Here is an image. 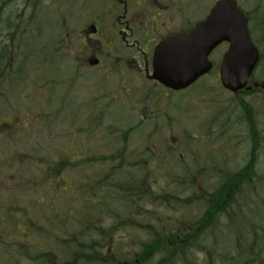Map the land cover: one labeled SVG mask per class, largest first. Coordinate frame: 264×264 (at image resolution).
<instances>
[{
	"label": "rangeland",
	"instance_id": "obj_1",
	"mask_svg": "<svg viewBox=\"0 0 264 264\" xmlns=\"http://www.w3.org/2000/svg\"><path fill=\"white\" fill-rule=\"evenodd\" d=\"M35 1L38 6L36 11L31 6L21 11L23 16L29 12L35 14L30 25H26L31 41L28 38L23 40L19 51L15 48V54L10 56L11 64L20 71L12 74L18 83L1 85L0 220L3 225L0 223V234L10 232L15 224L13 229L14 233L18 231L19 241H22L20 238L31 237L28 243L32 247H28V251L38 256L47 253L50 261L53 257L48 250L53 252L54 248L51 243L60 241L58 245L62 247L65 238L84 232L96 213L98 221L95 231L105 232L112 225L114 230L122 228L118 231L121 234L116 232L108 240L115 242L123 236L134 237L139 232L148 235V229L138 231L139 227L132 229L131 225L116 224L120 215L137 219L131 204L127 206L119 199L108 198L97 203V212L87 215L88 219L81 217L80 220L82 211L76 208L77 200L71 191L78 186L77 193H86L97 187L96 182H102L101 179L107 174L104 168L115 166L119 161L114 159L124 151L134 153V156L126 155L124 161L127 167L140 162L142 176L149 183L154 179L158 183L153 189L156 197L152 196L150 203L144 202L145 210L149 213L146 218L149 227L146 228L152 227L157 234L160 227L163 232L157 235L163 236L164 228L169 231L177 222L192 221L200 216L205 206L198 203L197 197L218 189L223 182L221 175L239 169L246 162L251 147L246 125L240 122L237 98L219 85V65L226 44L210 54L212 70L190 89L179 94L169 93L124 71L128 65H124L122 70L116 68L118 73L121 72L120 82L105 68V72L100 73L101 82L103 80L105 84L96 89L92 83L93 79L98 80L94 75L97 73L93 71L96 69L89 70L82 66L85 52L80 44L81 39L65 35L67 30L72 29L65 27L66 30H62L59 16L63 13L67 15L70 27L74 28L75 22L88 20L99 2ZM216 1L175 0L174 9L170 14H163L161 22L166 18L171 29L176 31L180 27H188V23L193 26L207 16ZM236 1L241 9L251 14L248 30L264 56V0ZM20 4L18 0L6 7L14 12L17 8H23ZM77 27H81V23ZM147 36L152 37L150 34ZM110 55L119 56L117 53ZM127 58L130 60L131 55ZM144 83L145 89L140 86ZM126 89L133 93L132 96L123 94ZM243 97L246 95L243 94ZM254 97L260 98L259 95ZM109 100L116 102L110 108L107 107ZM135 101L137 105L133 104ZM95 103L99 107L93 108ZM102 104L105 106L98 111ZM124 104H128V110L124 109ZM143 117H148V120L145 121ZM262 120L258 122L260 127H264ZM100 130L107 133V145L111 147L108 154L101 151L99 140L91 139ZM207 141L210 143L206 144ZM230 141L232 145H229ZM91 142L95 144L86 149ZM84 147L86 151L82 154ZM74 148L76 151L80 148L77 152L82 159L104 156L109 161H93L79 171L70 167L62 172L59 180L50 176L49 169L58 160L66 157L71 160ZM109 154L115 155L109 157ZM184 166L188 169L180 170ZM110 173L115 174L112 169ZM129 177L127 175L125 178ZM121 178L116 176L111 180ZM107 211L113 219L110 216L107 219ZM83 215L86 216V212ZM5 216H10L14 224L4 222ZM31 222L32 232L37 235L26 232ZM133 224L139 225L140 221ZM67 228L72 232L69 235ZM41 238L43 246L39 244ZM4 240H8L7 236H4ZM103 241L106 243V240ZM11 246L7 245L4 249L12 252ZM35 247L39 250H35ZM28 262L25 260L22 263ZM40 262L49 264L46 260Z\"/></svg>",
	"mask_w": 264,
	"mask_h": 264
},
{
	"label": "trees",
	"instance_id": "obj_2",
	"mask_svg": "<svg viewBox=\"0 0 264 264\" xmlns=\"http://www.w3.org/2000/svg\"><path fill=\"white\" fill-rule=\"evenodd\" d=\"M32 1L35 0H21L22 9L17 8L11 15H4L6 9L3 10L2 6H5L6 2L0 0L2 29H7L8 18L17 20L18 27L13 41H19L27 32L24 30L27 21L25 22L21 11ZM34 4L35 2H33L35 8ZM10 48H12L11 45L0 51V61L3 62V66L7 65L5 63L13 55ZM12 76L10 73L0 74V96H2L1 85L3 83L12 85L17 81ZM253 78L257 83L264 82L263 55L260 56L258 69ZM257 92H248L245 94L246 97H243L244 93L234 96L237 98L235 100L237 101L236 107L240 112V122L245 123L250 137L251 147L247 154V160L236 171L220 174L223 182L218 189L209 191L203 197L201 195L197 197L198 203L205 206L200 216L192 221L177 222L173 226L174 228L169 231L164 228L163 236L157 235L163 232L160 227L155 234L152 227L146 228V226L149 227L148 224L131 223L132 229H137L136 227H139L138 231L142 229L147 231L148 229L149 234L137 233L136 236L130 238L123 236L122 239L115 242L108 240L112 238L111 231H114L115 235L122 228L106 229L105 232L97 228L99 231H95L96 226L92 227L89 224L88 228L80 235L73 234L69 238H65L62 247L58 245L60 241L52 242L53 252L51 249L48 250L53 257L51 261L47 253L38 256L28 251V247H32L28 243L31 238H20L22 241H19V234L15 236L12 230L9 233H4L5 235L0 234V246H2L0 264H23L22 262L25 260L30 261L28 264H46V262L41 263L40 260L49 261V264H121L122 262L126 264H264V127H260L258 123L262 118L264 119V95H260V98L254 97L257 96ZM232 110L236 109L232 107ZM0 130H3L1 126ZM122 139L125 143V137ZM124 152L126 153V151ZM71 166L68 157L61 158L53 168L49 169L50 176L59 178L62 172ZM104 181L96 182L98 186L95 188V192L104 193L111 188L113 181L111 184H105ZM99 188L101 189L99 190ZM33 202L37 204L35 200ZM89 209L91 208H88V211L83 209L80 220L81 217L88 219L87 215L90 216L93 213ZM72 211L76 213L75 210ZM23 212L25 213V211ZM84 212H86V216L83 215ZM117 218L121 221L117 222L120 226L127 220V217L124 216ZM4 222L14 224L10 216H5ZM0 223L3 225L2 220ZM124 225L128 224L124 223ZM32 230L31 222L30 228L26 232L32 236L37 235ZM66 232L67 235L72 233L69 228L66 229ZM118 233L121 234V232ZM4 236H7V241L4 240ZM103 240H106V243ZM137 240L140 242L136 243ZM13 244L24 246L22 248L25 249L22 251L19 248L20 257L13 254L11 258H8L4 254L6 250L4 248L7 245L13 246ZM39 244L44 245L42 238L39 240ZM35 250H39V248L35 247Z\"/></svg>",
	"mask_w": 264,
	"mask_h": 264
},
{
	"label": "flooded vegetation",
	"instance_id": "obj_3",
	"mask_svg": "<svg viewBox=\"0 0 264 264\" xmlns=\"http://www.w3.org/2000/svg\"><path fill=\"white\" fill-rule=\"evenodd\" d=\"M95 1L96 0H91ZM99 2L98 6L92 10L91 16L86 20L85 22H75L73 27H70L68 16L63 13L61 17V22L59 27L62 28V30H66V28H70L72 30H67L66 34L69 38L72 36H76L77 39L80 40V44L82 47V50L85 52L84 58L81 60L82 66L86 69L93 70L97 74H94L98 80L93 79L92 83L96 85L97 88H102L105 84V82L102 80L101 82V74L104 73V69L108 68L107 71L110 72V75H113L114 78H116L119 81L120 73L117 72L116 68L121 69L124 67V65H128V67L124 71H128L131 74L137 75V77H141L143 80L148 81L151 85L154 84L155 86H160L165 91H170L169 93H176L174 91H171L169 89H166L161 84H157L156 81L152 80L151 76L153 74L152 69V55L153 51L155 49V45L165 39L169 35L179 33H187L189 29H191L193 26H190L191 23H188V27L182 28L180 27L177 31L171 29V25L167 22V19H164V22H161V17L165 13H171V10L175 7V0H97ZM11 4V0H7L6 6L8 7ZM31 6V5H29ZM33 7V5L31 6ZM241 9V8H240ZM243 10V9H242ZM34 11V7H33ZM243 12L246 15V18L248 20V24L250 21H252L251 14L243 10ZM35 15H30L28 18L24 19L25 22L27 21V26L30 25L31 20H33ZM8 27L7 29L3 30L1 27V20H0V51L2 48H6L11 45V53L13 55L15 54V48L18 49L22 44V41L25 39L31 38V35L28 34V30L25 27L24 30H26V34L20 38L19 41H13V37L17 32V20L15 18H8ZM37 19V18H36ZM264 20V17L262 18ZM19 21V20H18ZM81 23V27H77ZM264 26V25H263ZM66 27V28H65ZM163 32H161V31ZM161 32V33H160ZM147 34H150L149 37ZM157 34V35H156ZM156 36L158 38H156ZM118 43V44H117ZM104 45V46H102ZM255 46L257 47L259 57L258 61L260 60V56L262 55L259 52L260 46L258 43L255 42ZM111 53H117L119 56H111ZM124 53H127L128 55H124ZM131 55V59L128 60V56ZM97 62L96 64L92 62ZM3 62L0 61V74H16L20 73L18 70V67L12 63V58L9 57L8 61L5 63L6 66L2 65ZM258 67L256 68V70ZM123 71V72H124ZM256 72V71H255ZM254 72V73H255ZM100 74V75H99ZM110 77V76H109ZM251 82H255V78L251 77ZM141 88L145 89V83L140 84ZM119 92V90H117ZM257 91H260L259 93H264V90L258 89ZM124 95L132 96L133 93L129 91V89H126L123 93ZM113 96V95H112ZM112 102V103H111ZM114 101L109 100V103L107 107L114 106ZM134 105H137V102L135 101L133 103ZM152 105V104H151ZM99 107L97 103L92 105ZM105 105H101L100 108L97 110L99 111L101 108H103ZM118 106V105H117ZM124 109H129L128 104H124ZM148 120L147 118H142ZM153 119V118H152ZM205 127V126H204ZM99 135V137H98ZM90 139V137H89ZM92 140H99L101 142V151H105V154L109 153V149L111 150V147H108L107 145V133L105 131L100 130L98 134H94L93 137H91ZM103 140H106L104 143ZM93 142L89 146H86V149L91 147ZM207 143H209L207 141ZM95 144V143H93ZM80 148H78L79 150ZM85 147L83 148L82 154L86 151ZM77 150V151H78ZM76 151V148L72 150L71 160L70 164L72 165L71 168L79 171V169L83 166L87 167L92 164L93 161L99 160L101 163H103V160L109 161L108 157H99V158H81V155L79 152ZM115 155V154H114ZM113 154H109L110 156H114ZM126 155L128 156H134L133 154H127L125 152H119L117 154V157L114 159V161H119L115 166H109L108 169L104 168V170H107V174H105L104 178L102 180L105 184H111L113 181V185L110 189L106 190L104 193L102 192H95V188L90 189V192L86 193H77L76 189H78V186L74 187L72 190L73 196L77 200V206L80 211H83V209H89L90 211L97 212V203H101L105 201V199L111 198V199H119L123 204H127L132 206L134 211H136L137 219H132L127 217V220L124 222L125 224L131 225V223L140 221L144 225L147 221V215L149 214L145 210V204L144 202L150 203V199L152 196L156 197L155 194H153V189L156 188L158 183H156V179L149 181L144 178L142 175V170L140 169V162L134 163L132 167H127L125 164ZM111 169L112 173L111 174ZM187 170L188 167H183V169L180 170ZM146 173V172H145ZM77 175V173H76ZM129 175V178H125ZM116 176L123 177L121 179H115L111 180V178H115ZM60 178V177H59ZM58 178V180H59ZM126 184V185H123ZM104 194V195H102ZM98 197V198H97ZM152 200V199H151ZM108 202V201H107ZM94 208V209H92ZM107 219L111 215L108 211L106 212ZM121 216V215H120ZM119 217V216H118ZM94 219H91V225L92 227H95L97 224V213L93 217ZM113 219V218H112ZM118 219V218H117ZM119 222V219L118 221ZM116 222V224H117ZM114 229V225L110 226V230ZM131 232V230L129 231ZM128 232V233H129ZM112 237L114 236V231H111ZM140 233V232H139ZM20 245H14L11 246L12 252H7L8 250H5L4 254L8 258H11L12 255H17L18 257ZM10 254V256H8ZM3 256V254H2Z\"/></svg>",
	"mask_w": 264,
	"mask_h": 264
},
{
	"label": "water",
	"instance_id": "obj_4",
	"mask_svg": "<svg viewBox=\"0 0 264 264\" xmlns=\"http://www.w3.org/2000/svg\"><path fill=\"white\" fill-rule=\"evenodd\" d=\"M247 22L235 0L216 2L205 20L199 21L187 34L168 36L155 46L151 78L174 91L188 88L212 69L209 54L226 42L228 49L219 71L221 86L233 94L245 89L258 61Z\"/></svg>",
	"mask_w": 264,
	"mask_h": 264
}]
</instances>
